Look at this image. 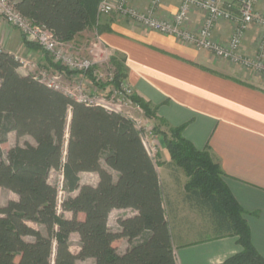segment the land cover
Returning a JSON list of instances; mask_svg holds the SVG:
<instances>
[{
    "label": "trees",
    "instance_id": "16d2710c",
    "mask_svg": "<svg viewBox=\"0 0 264 264\" xmlns=\"http://www.w3.org/2000/svg\"><path fill=\"white\" fill-rule=\"evenodd\" d=\"M33 24L44 25L59 41H70L96 21L98 0H12ZM26 45L37 46L23 38ZM48 65L71 75L58 63ZM113 85L125 78L122 61L112 55ZM19 59L0 49V188L17 195L0 206V264H177L156 164L146 152L139 130L121 113L85 105L18 71ZM93 85L91 71L82 73ZM132 99L154 130L163 134L169 168L181 169L187 181L184 200L207 214L213 236H234L242 250L221 264H264L251 243L245 211L223 181L219 165L207 149H197L181 127L159 130L164 120L141 97ZM70 113V119H68ZM28 135L4 150L8 134ZM60 172L64 196L49 181ZM82 172L98 175L95 185L80 182ZM113 209L134 214L108 226ZM70 213L71 217L64 214ZM29 223L36 225L31 226ZM43 228L44 232L40 229ZM79 250H70V236ZM126 239L121 253L116 241Z\"/></svg>",
    "mask_w": 264,
    "mask_h": 264
},
{
    "label": "crops",
    "instance_id": "0c3cea01",
    "mask_svg": "<svg viewBox=\"0 0 264 264\" xmlns=\"http://www.w3.org/2000/svg\"><path fill=\"white\" fill-rule=\"evenodd\" d=\"M132 2L141 10L150 5V0ZM179 2L162 0L155 12L160 18L172 19ZM257 9L264 12V0L258 2ZM96 17L92 26L76 34L70 42H76L93 29L112 54L122 61L125 82L133 94L148 102L156 117L164 120L159 130L167 133L168 127H181L182 136L197 149L208 150L223 173L225 185L245 211L251 243L264 258V76L219 59L207 50L182 43L173 36L145 28L117 13L96 14ZM202 19L203 13L192 8L187 28L198 30ZM231 32L229 22L219 21L212 36L217 42H226ZM258 39L259 28L251 25L242 42L243 51L252 55ZM0 49L40 67L48 65V56L40 47L26 45L20 32L1 18ZM67 77L83 76L71 74ZM143 117L152 127L158 124V119L147 118L144 114ZM9 134L16 137L14 132ZM161 136L162 145L155 164L162 188L163 184L171 185L173 178L167 166L169 153L163 134ZM19 138H22L20 144L34 142L28 135ZM97 181L96 174L95 184ZM117 210L122 209H113L110 213ZM133 214L132 211L130 215ZM121 217L126 216L118 215L116 221ZM168 226L177 264H221L242 250L234 236L184 241L182 230L197 236L195 229L175 224L172 231L169 221ZM117 227L119 229L118 223ZM71 235L79 239L77 233Z\"/></svg>",
    "mask_w": 264,
    "mask_h": 264
},
{
    "label": "built area",
    "instance_id": "2783aa9c",
    "mask_svg": "<svg viewBox=\"0 0 264 264\" xmlns=\"http://www.w3.org/2000/svg\"><path fill=\"white\" fill-rule=\"evenodd\" d=\"M260 0H180L178 9L172 19L160 18L155 10L162 0H150L149 8L141 10L132 0H98L97 13H117L145 28L164 35L173 36L178 41L191 45L196 49L209 51L215 57L226 60L241 68L264 76V12L257 9ZM192 8L203 13L201 26L198 30H190L186 24ZM0 18L15 27L25 40L36 43L45 52L52 63L62 65L66 70L80 74L91 71L95 82L104 86L88 92L80 84H70L65 72L50 65L38 66L19 59V70L30 74L34 79L46 86L59 90L75 101L85 105L102 107L129 118L139 130L141 142L148 155L156 161V145L150 138L154 127L134 114H144L142 108L133 101V92L126 84L125 78L118 86L113 85L114 66L111 63L112 51L103 43L98 33H93L88 40L85 53L77 50L76 42L59 41L44 25L33 24L21 15L14 7L12 0H0ZM219 21H227L232 25V32L226 42H217L212 32ZM251 25L259 28V39L252 55L246 54L242 48L245 34ZM145 116V114H144ZM146 117V116H145ZM148 118V117H147Z\"/></svg>",
    "mask_w": 264,
    "mask_h": 264
},
{
    "label": "rangeland",
    "instance_id": "374dc122",
    "mask_svg": "<svg viewBox=\"0 0 264 264\" xmlns=\"http://www.w3.org/2000/svg\"><path fill=\"white\" fill-rule=\"evenodd\" d=\"M96 14L99 15L96 11ZM97 19V17H96ZM94 30L91 29L85 32L84 35L79 37L76 41L77 50L80 53H85V48L87 46L88 40L92 38ZM45 53V52H44ZM250 71V70H249ZM252 72V71H251ZM70 84H80L85 90L88 92H94L95 89L92 87L91 83L84 77H78L74 79H68ZM135 115L139 117H143L140 112H134ZM70 119V113H68V121ZM144 119V117H143ZM152 136L150 139L153 140L154 144L156 145L157 155L159 152V146L162 145V136L159 131L151 130ZM22 138L15 137L14 134H9L7 142L3 145L4 150L9 146H12L16 143H21ZM157 158V157H156ZM157 161V160H156ZM169 174L173 178V182L171 185H162L163 188V196H164V203L166 208V217L170 223V229L174 231L175 224H179L187 229H195L194 232L197 233V236L190 235L189 230H182L184 234L183 240L187 241L197 237H212L213 236V225L211 224L210 220L207 217V214L198 211L185 202L184 200V185L187 181V177L185 176L184 172L178 168H169ZM96 173L88 172V173H81L80 174V182L81 183H88L91 185H95ZM49 181L55 184L58 187V199L59 201L64 196L63 191V181L60 172L52 171L49 176ZM170 196V197H169ZM16 195L11 191L0 188V206H3L7 203L8 200L14 199ZM132 210L130 209H122L113 211L109 214L108 217V225L112 230H118L116 217L118 215L128 216L130 215ZM66 217H71L70 213L64 214ZM31 226L36 227V225L29 223ZM40 229L44 232L43 228ZM173 233V232H172ZM117 250L119 252L123 251L126 247H128V242L126 239H118L116 241ZM70 250L73 253H77L79 250V239H77L76 235L70 236ZM76 264H94V261L91 258L85 260H77Z\"/></svg>",
    "mask_w": 264,
    "mask_h": 264
}]
</instances>
